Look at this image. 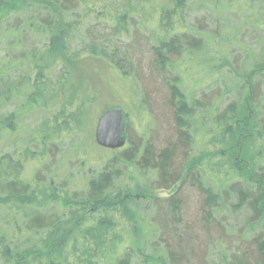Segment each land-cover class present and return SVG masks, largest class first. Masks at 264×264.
Instances as JSON below:
<instances>
[{
	"label": "trees",
	"instance_id": "1",
	"mask_svg": "<svg viewBox=\"0 0 264 264\" xmlns=\"http://www.w3.org/2000/svg\"><path fill=\"white\" fill-rule=\"evenodd\" d=\"M197 1L207 8L213 3ZM244 1L259 22L256 14H264V0ZM192 2L28 0L10 19L0 18V137L16 129V112H1V107L17 97L25 99V111L57 106L51 119L61 116L66 123L60 128L51 121L49 133L50 124L43 122L40 134L32 137L41 142L40 153L30 152L27 144L0 156V207L10 209L0 217L6 221L0 224V264H264V39H258L257 56L244 48L246 66L225 90L235 87L234 101L220 109L221 92L213 97L212 92L203 93L202 100L190 97L180 78L168 79L164 71L171 70L172 56L201 50L214 36L204 31L203 21L188 24ZM255 21L256 29L264 27ZM126 37L131 38L127 44ZM88 56L104 59L122 78L121 87L141 119L150 109L169 119L170 131L161 147H155L156 132L146 126L143 132L135 130V136L127 128L120 148L101 147L92 125L115 106L94 113L89 98L70 110L66 98L55 96L56 87L61 90L68 81L70 63ZM145 56L161 84L169 87L162 108L149 91L152 83L142 81ZM58 64L62 69L51 80ZM200 127L203 133L207 129L211 143L228 146L225 177L218 181L212 176L217 191L194 164L203 153L194 147ZM70 130L81 137L78 149L93 154L92 161L84 156L77 165L80 170L89 166L85 186L72 190L65 183L55 184L54 175L44 183L38 171L33 181L23 179L25 162L51 153L61 133ZM175 185L169 196H149ZM185 189L197 192L193 212L186 210ZM225 210L227 217L221 214ZM232 211L240 218L228 220ZM66 225L74 232L61 250L30 256Z\"/></svg>",
	"mask_w": 264,
	"mask_h": 264
},
{
	"label": "rangeland",
	"instance_id": "2",
	"mask_svg": "<svg viewBox=\"0 0 264 264\" xmlns=\"http://www.w3.org/2000/svg\"><path fill=\"white\" fill-rule=\"evenodd\" d=\"M0 18L10 19V15L21 7L28 0H0ZM198 1L193 0L190 7L189 17L187 18L188 24L193 25L199 22H204V31L212 33L214 36L207 39L201 50H197L192 54H182L181 56H172L171 61L173 66L171 70L164 71L166 78L172 79L178 76L181 80L182 88L185 93L190 97L199 98L202 100L203 93L212 92L211 97L218 93L224 94L221 99L220 109L227 106L229 103L236 99L235 87L229 92H225L226 87L236 83L239 80L237 72L239 69H243L246 66V56L248 53L244 48L253 51L254 56L258 55V48L260 42L258 39H264V27L262 29H256L254 24V12L249 8L244 0H213L210 8L200 7ZM218 6L221 9L218 10ZM200 7V8H199ZM264 12V10H263ZM259 22L264 23V14L257 13ZM256 22L255 23H259ZM207 29V30H206ZM131 38H123L124 43H129ZM2 48H0V57L2 54ZM148 58L145 56L142 61V81L152 83L149 86V91L152 94V98L162 108L163 98L169 92V87L165 84H161L159 76L157 77V71L147 64ZM54 67V66H53ZM52 67V68H53ZM62 68L60 64L55 66L49 74L50 79L56 78L59 75V71ZM51 70V67H50ZM51 79V80H52ZM155 79V80H154ZM140 80V79H139ZM122 78L110 68L108 62L100 57H86L79 60V62L70 63V74L68 81L61 84V90H58V98L64 97L65 108L77 109L85 101L91 98V102L94 105L92 107L94 113H99L106 106H115L122 108L128 116V128L132 132L133 136L136 135L135 130L147 131L154 129L155 147H161L163 145L162 140L166 137L167 132L170 131L169 119L164 121L159 114L153 112L156 109H150L149 114L143 119L136 113L133 105L131 95L124 91L121 87ZM152 81V82H151ZM54 82V81H52ZM141 91L143 92V85L140 80ZM147 87V85H146ZM263 86H261V89ZM63 90V91H62ZM148 90V87H147ZM60 92V93H59ZM149 99V97H148ZM25 99L15 98L9 102H4L1 107V112H16L17 114V125L13 132L5 131L0 137V156L5 153H13L15 150H22L27 144L30 145V152L40 153L43 148L39 139H33V134L42 131V124L46 120L49 123V133L52 131L53 121L60 127L66 125L63 121L64 117L59 116L58 119H51L52 114L58 109V107H30L31 109L25 111L24 109L29 107L24 106ZM39 99L37 98V101ZM52 101V98L49 99ZM23 102V103H22ZM71 103V105L69 104ZM74 108H73V107ZM156 108V106H154ZM98 110V111H97ZM164 115L165 113L162 112ZM96 121V120H95ZM173 124V123H171ZM210 126H208L209 128ZM61 128V127H60ZM95 122L92 125V131L94 132ZM80 131V130H78ZM90 132V127L88 128ZM84 132V131H82ZM151 132V131H150ZM166 133V134H165ZM40 134V133H39ZM157 136V138H156ZM50 139H53L51 134L48 135ZM58 139L57 147H51V153L45 154L43 157H34L28 159L23 167L21 177L26 181H33L35 172H40L42 182H47L49 178L54 175L55 184L65 183L70 186V189H77L85 186L86 176L84 169H78V162L80 158L86 156L87 161L93 160L90 152L78 149L80 145L81 137L76 130H70L69 132L61 133ZM196 148L199 146V150L202 151L201 157H199L194 164L199 168H202L209 176L208 184L216 190L217 185L212 182V176L218 181L225 177L222 171L227 169L225 163L226 157L225 149L228 146L211 143L210 135H207V129L204 131L202 127L196 136ZM82 144V143H81ZM251 143L248 148L251 147ZM193 147V149H194ZM44 149L47 150V147ZM86 149V147H85ZM194 149V150H195ZM192 150V152H194ZM69 151V155L62 158V155ZM253 151V150H252ZM216 171H221L217 173ZM205 176V178H206ZM208 177V178H209ZM219 185V184H218ZM176 189V185L168 190H156L149 196H162L166 197L172 194ZM71 191V190H70ZM217 191V190H216ZM142 193H133L132 196L140 197L144 196ZM183 195L187 199L186 210L193 212L195 209V200L197 192L195 190H184ZM233 202V201H232ZM234 202L231 206L233 208ZM233 210V209H232ZM10 212L8 206L0 207V217ZM222 212V211H221ZM233 212V211H232ZM221 214L223 216H229L225 210ZM190 219V216H187ZM238 214H231L228 220H236ZM121 220H126L125 216ZM264 220V219H263ZM5 220H0V224H4ZM122 221L121 223H123ZM74 230L70 226H63L58 230L54 231L48 238V244L39 246L36 250L30 253L31 257H38L41 255L49 256L57 250H61V246L65 241L70 239L71 234ZM46 243V242H45ZM67 243V242H66ZM62 244V245H61Z\"/></svg>",
	"mask_w": 264,
	"mask_h": 264
},
{
	"label": "water",
	"instance_id": "3",
	"mask_svg": "<svg viewBox=\"0 0 264 264\" xmlns=\"http://www.w3.org/2000/svg\"><path fill=\"white\" fill-rule=\"evenodd\" d=\"M128 116L120 107H112L101 113L94 129L95 142L104 148L117 149L126 143Z\"/></svg>",
	"mask_w": 264,
	"mask_h": 264
}]
</instances>
